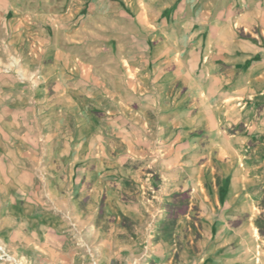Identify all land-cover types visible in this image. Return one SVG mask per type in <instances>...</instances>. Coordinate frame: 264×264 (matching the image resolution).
Listing matches in <instances>:
<instances>
[{
  "label": "crops",
  "instance_id": "0c3cea01",
  "mask_svg": "<svg viewBox=\"0 0 264 264\" xmlns=\"http://www.w3.org/2000/svg\"><path fill=\"white\" fill-rule=\"evenodd\" d=\"M23 12L0 0V192L2 214L19 221L12 244L39 264H72L60 250L70 238L57 234L66 225L39 193L53 199L69 184L87 201L119 198L164 185L177 164L190 202L178 246L208 264H264V0H71L56 16ZM107 139L108 154L130 151L112 172ZM115 206L96 229H136V202Z\"/></svg>",
  "mask_w": 264,
  "mask_h": 264
},
{
  "label": "rangeland",
  "instance_id": "374dc122",
  "mask_svg": "<svg viewBox=\"0 0 264 264\" xmlns=\"http://www.w3.org/2000/svg\"><path fill=\"white\" fill-rule=\"evenodd\" d=\"M11 1L17 6L19 11H24L29 16L39 13L49 16L53 14L56 16L58 11L60 9L63 10L64 6L71 0ZM2 33L0 24V37ZM107 136L110 138L112 137L111 135ZM105 143L107 155L106 158L104 156L102 158L106 160L105 163L108 166L106 167L107 172H112L114 169V161L118 162V159L125 160V158H128L127 156L130 151L126 150V144H123L121 155L119 157H114L108 154V148L111 146L112 141L107 139ZM160 153L161 151L159 154ZM97 158L98 157L94 160H97ZM155 160L157 164L152 171H155V176H161L163 170V167H161V158L158 157ZM174 161V158L170 159V163ZM128 163L129 160L123 161V163L121 161V172L123 175L129 174V171H127L128 169L125 168L128 167ZM91 172H96V169L93 171L91 169ZM180 173H183V168L179 167L177 164H172V166L170 165L162 174L163 179L167 180L164 185L156 179L152 183H149L150 186L148 190H146L145 187H140L137 192H132V194L130 192L125 194L124 192L123 196H119V198H115L114 195H116L117 192L111 194L113 193L112 191L107 192V194H98L95 199L92 200L91 198L90 201H87V199L82 196L84 194L79 193L75 196L69 184L65 193L57 194L53 199L49 197L48 192L44 191L39 193V198L43 207L57 206L59 212L57 216H54L58 218L59 223L66 225L64 229L58 231L57 234L67 236L71 241V246L64 244L60 250L63 255L71 257L72 264H109L103 262L101 257L109 256L107 255L108 253L112 255L111 257L116 254L120 255L121 262L118 264H208L206 260L203 259L204 254L201 257L192 255L193 249L188 242L182 240V247L178 246L180 239L178 240L177 228L175 227L178 225L181 218L186 219V215H183L184 207L190 204L188 199L179 196L180 191L177 179L180 178ZM3 185L0 184V188H2ZM44 190L48 191L47 185ZM82 192L85 193V189H83ZM105 194L108 198L111 197L109 198L110 200H103ZM131 196L137 199H131ZM131 200L132 202H136L138 208L137 220H133L136 229L133 230V226L132 230H119V232L111 233L96 229L103 220L101 211L115 210L118 208L115 205L119 203L122 206H129ZM104 202H106V207H104ZM191 202L193 203L192 200ZM5 203H7V199L3 198L0 192V264H39V262H34L32 257L33 253H31V251L28 252L16 246L18 242H15L14 245L12 244L10 239L13 238L12 233L16 235L17 232H12L9 226L19 224V221L17 218L15 219L7 214H2ZM108 234L110 236L109 238L112 240V246L105 252L103 241L104 238H106L105 235ZM115 234L116 236L114 237ZM19 238H22L21 235ZM114 243H117V245ZM179 253H181L182 256H180Z\"/></svg>",
  "mask_w": 264,
  "mask_h": 264
}]
</instances>
